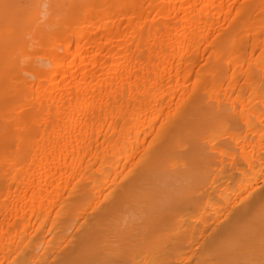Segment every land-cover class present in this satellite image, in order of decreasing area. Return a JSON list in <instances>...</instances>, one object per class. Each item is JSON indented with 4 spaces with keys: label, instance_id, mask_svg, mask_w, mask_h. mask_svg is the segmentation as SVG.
I'll list each match as a JSON object with an SVG mask.
<instances>
[{
    "label": "bare ground",
    "instance_id": "bare-ground-1",
    "mask_svg": "<svg viewBox=\"0 0 264 264\" xmlns=\"http://www.w3.org/2000/svg\"><path fill=\"white\" fill-rule=\"evenodd\" d=\"M0 264H264V0H0Z\"/></svg>",
    "mask_w": 264,
    "mask_h": 264
}]
</instances>
